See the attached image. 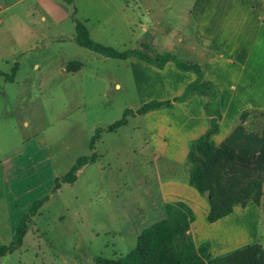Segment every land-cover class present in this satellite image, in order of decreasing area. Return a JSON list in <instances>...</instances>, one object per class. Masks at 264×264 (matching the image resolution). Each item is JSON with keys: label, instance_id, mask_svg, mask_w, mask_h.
Listing matches in <instances>:
<instances>
[{"label": "rangeland", "instance_id": "1", "mask_svg": "<svg viewBox=\"0 0 264 264\" xmlns=\"http://www.w3.org/2000/svg\"><path fill=\"white\" fill-rule=\"evenodd\" d=\"M200 1L0 0V245L13 240L17 219L33 201L47 196L27 222L20 246L1 256L0 264H96V256L118 258L134 248L144 227L166 217L167 204L179 202L154 208L149 196L183 169L189 172L187 147L173 143L170 147L178 148L163 150L167 137L175 142L193 134L187 125L194 122L183 116L192 111L195 131L203 106L197 101L188 108L174 104L130 114L126 124L101 131L89 148L96 127L152 100L154 90L166 86L171 95L181 94L176 91L182 77L172 60V68L161 69L80 46L72 17L86 25L93 40L118 50L138 49L150 57L169 51L180 61L202 65L188 48ZM72 61L79 62L75 71L67 70ZM15 63L12 78H6ZM258 94L256 108L244 109L232 129L242 124L246 132L261 134L264 87ZM237 106L242 105L227 107L233 112ZM224 138L216 134L213 141L222 144ZM93 152L95 160L81 166L73 182L53 189L55 178L78 156ZM171 155L182 160L177 164ZM220 161L261 181V204L264 159L233 151L221 154ZM201 223L198 215L194 227L202 230ZM258 227L257 244L264 247V222Z\"/></svg>", "mask_w": 264, "mask_h": 264}, {"label": "trees", "instance_id": "2", "mask_svg": "<svg viewBox=\"0 0 264 264\" xmlns=\"http://www.w3.org/2000/svg\"><path fill=\"white\" fill-rule=\"evenodd\" d=\"M67 4L73 0H63ZM75 23V41L80 46L86 47L100 55L126 59L136 57L158 68L168 60H173L175 66L181 70H191L196 78L188 82L181 94L166 100L152 99L144 102L137 109L126 108L122 116L107 125L105 128L96 127L89 143V148H94V141L104 129L112 131L126 124L130 114H143L148 110L169 106L174 101H182L190 94L196 93L204 97L202 106L207 116L208 126L203 134L189 142L188 158L191 168L188 172V182L197 192L208 197L209 209L206 215L208 221L213 222L229 214L233 205H245L247 202L259 204L262 195V183L254 175L245 171L233 170L230 165L220 161L221 154H231L233 151L238 156L255 155L264 159V124L261 134L246 132L242 124L236 125L222 144H216L212 136L219 130L221 112L217 106L218 89L216 84L204 78L201 66L194 62L180 61L175 54L167 51L150 57L138 49L118 50L113 46L93 40L89 36L86 25L73 18ZM142 45V44H141ZM73 65L67 70L75 71L79 62L72 61ZM17 63L12 67L11 79ZM241 112L239 117L244 115ZM264 113V111H263ZM95 160V152L89 155H80L70 168L59 178H55L54 190L60 182H73L76 171L83 165ZM47 199V196L33 201L28 211L16 221L13 240L8 244L0 245V257L7 252H12L21 244L26 232V224L30 217ZM193 213L183 202L166 205V217L155 224L144 227L136 237L134 248L125 255L111 259L102 256L95 257L96 264H264V247L260 244H247L223 255L212 257L209 252V243L202 242L195 245L190 234H187L189 223L193 220Z\"/></svg>", "mask_w": 264, "mask_h": 264}, {"label": "crops", "instance_id": "3", "mask_svg": "<svg viewBox=\"0 0 264 264\" xmlns=\"http://www.w3.org/2000/svg\"><path fill=\"white\" fill-rule=\"evenodd\" d=\"M3 5L0 3V8H3ZM194 10L195 30L188 48L195 54L191 59H199L197 56L203 59L204 62L202 61V65H199L204 78L213 81L217 86V105L221 112V119L216 134L221 133L225 137L236 124L241 111H247L244 109L253 108L258 104L260 101L258 91L260 92L264 87V0H201L197 2ZM205 59L208 60L207 63ZM169 61L171 60L166 61L161 69L170 66ZM178 70L179 72H175L182 77V81L176 93L183 91L185 85L196 78V74L191 70ZM250 91H253V94H250ZM154 93L153 99L156 100L171 99L179 95L168 93L166 86L154 90ZM203 100V96L193 93L182 101H174L169 106L163 107L179 104L188 108L197 101L201 107ZM230 105L242 106H237L233 112H229L227 106L230 107ZM156 109L148 110V112ZM186 113L183 116L184 121L195 123V120H192V111L187 109ZM199 114L201 119L196 117L200 123L195 131H193L194 123L187 125L189 130L192 129L193 134L175 142L173 138L167 137L163 151L168 150L166 152L168 153L178 148L170 147L173 143L182 148H188L191 140L204 133L208 126V123L205 125L204 120H207V116L203 108ZM226 120L225 130L222 131ZM169 157L178 159L177 161L172 159L176 163L182 160L177 155ZM178 175L172 176L167 181L169 183L165 182L170 185H165L159 194H152L149 197L154 208L156 206L161 208L165 202L169 201H182L190 208L194 218L189 223L188 233L195 245L208 242L210 255L214 257L244 245L259 242L258 226L264 222V203H262L264 194L261 204L253 202H247L243 206L235 204L229 214L210 222L206 218L209 209L207 195L190 189L188 173H185L184 169L181 175ZM198 215L201 216L202 230L194 227Z\"/></svg>", "mask_w": 264, "mask_h": 264}]
</instances>
